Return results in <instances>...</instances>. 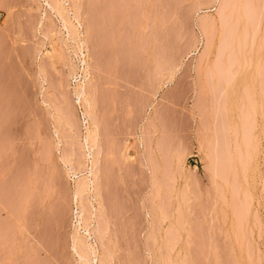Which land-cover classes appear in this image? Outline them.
I'll list each match as a JSON object with an SVG mask.
<instances>
[{"label": "rangeland", "instance_id": "obj_1", "mask_svg": "<svg viewBox=\"0 0 264 264\" xmlns=\"http://www.w3.org/2000/svg\"><path fill=\"white\" fill-rule=\"evenodd\" d=\"M86 227L110 264H264V0H0V264H94Z\"/></svg>", "mask_w": 264, "mask_h": 264}, {"label": "bare ground", "instance_id": "obj_2", "mask_svg": "<svg viewBox=\"0 0 264 264\" xmlns=\"http://www.w3.org/2000/svg\"><path fill=\"white\" fill-rule=\"evenodd\" d=\"M232 1V0H231ZM222 2V1H221ZM235 3V2H234ZM236 4V3H235ZM234 5V4H233ZM59 6V5H58ZM235 8V7H234ZM220 9V8H219ZM222 10V9H221ZM60 11V10H59ZM246 11H247V9H246ZM219 12H220V10H219ZM222 12V11H221ZM251 12V11H250ZM246 13V12H245ZM222 14H224V13H222ZM225 15V14H224ZM217 16H218V14H217ZM249 16H251V15H249ZM212 17V16H211ZM214 17V16H213ZM222 17V16H221ZM220 17V18H221ZM225 17V16H224ZM229 17V16H228ZM242 17V16H241ZM245 17V16H244ZM248 17V16H247ZM252 17V16H251ZM219 19V18H218ZM221 20H222V18H221ZM251 19H249V21H250ZM223 21H224V19H223ZM214 22V21H213ZM245 22V21H244ZM247 22V21H246ZM228 23V22H227ZM206 24V23H205ZM211 24V23H210ZM214 25V24H213ZM212 25V26H213ZM245 25V24H244ZM209 26V25H208ZM211 26V27H212ZM216 26V25H215ZM247 26V25H246ZM204 27V26H203ZM213 28V27H212ZM244 29V28H243ZM242 29V30H243ZM246 30H248V29H246ZM252 30V29H251ZM255 30V29H254ZM240 33V32H239ZM242 33V32H241ZM246 33V32H245ZM253 33V32H252ZM251 33V34H252ZM253 34H255V31H254V33ZM237 35H238V33H237ZM245 35V34H244ZM255 36V35H254ZM253 37V36H252ZM207 47V46H206ZM85 61V60H84ZM74 68V67H73ZM72 72V71H71ZM86 72V71H85ZM88 75H86V76H82L83 78V81L82 80H80L81 81V83H78L79 85L77 86V89H76V95H77V99L79 100L78 102L79 103H82V105H84V109L86 110L85 111V113L87 114V116H88V122L90 123V125L92 126V128L91 129H89V134H88V137L86 138V141H87V145H92L91 146V148H92V150H93V142H95V141H91V139L92 138H94V135L96 134L95 133V128H96V126L98 127V125H97V123H95V120L93 119V117H92V113H91V111H90V105H91V103H92V100L94 99H92L91 100V97L89 96V93H91V95H93V92H91L90 91V87H89V85L91 86V87H93L91 84H90V80H89V72L87 73ZM91 78V77H90ZM93 79V78H92ZM93 84V83H92ZM91 89H93V88H91ZM90 91V92H89ZM93 97V96H92ZM95 103V102H94ZM80 105V104H79ZM94 106V105H93ZM94 113V112H93ZM95 114V113H94ZM86 116V115H85ZM87 119V118H86ZM98 122V121H97ZM99 128V127H98ZM95 133V134H94ZM96 136V135H95ZM95 138H97V137H95ZM97 142H98V140H97ZM90 145H89V147L88 148H90ZM91 148H90V155L92 154V152H91ZM96 148H97V146H96ZM96 153H97V151H96ZM95 154V153H94ZM93 154V155H94ZM94 156H96V155H94ZM93 157V156H92ZM98 157V156H97ZM96 157V158H97ZM210 157V156H209ZM209 157H208V159H209ZM207 158V157H206ZM96 160L97 159H93L91 162H92V169H91V171H90V173H91V175H92V177H93V181L92 182H89V183H81V182H79V183H81V184H79V183H77V184H79V185H76V186H78L77 187V191H76V197L78 198V197H80L81 196V194L84 192V191H87V189H88V187H89V185H94L95 183H96V179H97V175L98 174H96V169H95V166H97L98 164H96ZM212 162V161H211ZM98 163V162H97ZM208 163V162H207ZM212 164V163H211ZM90 167V166H89ZM87 168V167H86ZM97 168V167H96ZM98 169V168H97ZM99 172V171H98ZM75 175V174H74ZM80 178V177H79ZM79 178H78V180H79ZM84 180V179H83ZM98 180H99V178H98ZM79 181H81V180H79ZM78 182V181H77ZM99 183V182H98ZM96 186V185H95ZM98 190L99 189H97V187H93V196H94V199H96V198H98ZM88 192V191H87ZM91 192V191H90ZM100 192V191H99ZM86 192H84V194H85ZM83 194V195H84ZM84 198V197H83ZM83 200V199H82ZM82 200H81V202H82ZM99 200V199H98ZM83 202H84V200H83ZM83 205V204H82ZM81 206V205H80ZM87 207V206H86ZM86 207H84V208H86ZM82 208V207H81ZM80 208V209H81ZM87 209V208H86ZM85 212V211H84ZM88 212V211H87ZM86 214V213H85ZM82 215H83V213H82ZM79 217V216H78ZM80 218V217H79ZM84 218H86V217H84ZM85 221H86V219H84ZM89 222V221H88ZM88 222H87V225H88ZM91 223V222H90ZM84 225H86V224H84ZM98 225V224H97ZM91 227V226H90ZM96 227V226H95ZM88 228V229H87ZM98 228L99 227H97L96 229L97 230H94L93 232H92V230H89V227H86L85 229H87L86 231V234H88V238L90 239V240H92V238L93 239H95V242L94 243H89L87 240L85 241L84 239V241L83 240H80V239H82V238H80V239H76V241L74 240V246H75V248L77 249V253L78 252H80V254L78 253V255H80L81 256V260L83 259L84 260V262L85 263H87L86 261H90V259L93 257V261L92 262H94V264L95 263H97V264H110L107 260H105V259H107V258H103L104 256H103V253L101 252V248L99 249V243H101V245H102V242L101 241H103L102 240V238H104L103 236L101 237L100 235H99V233H102L101 232V229H100V232L98 231ZM95 229V228H94ZM96 231H98V232H96ZM79 237V236H78ZM84 237H86V236H84ZM86 239H87V237H86ZM88 239V240H89ZM89 240V241H90ZM100 245V246H101ZM103 246V245H102ZM105 246V245H104ZM82 247H83V249H84V252H81V251H79V249L81 248V250H82ZM75 249V250H76ZM83 251V250H82ZM104 252V251H103ZM105 253V252H104ZM107 253V252H106ZM105 253V254H106ZM106 261L108 262V263H106ZM91 262V261H90ZM90 262H89V264H90ZM88 264V263H87Z\"/></svg>", "mask_w": 264, "mask_h": 264}]
</instances>
